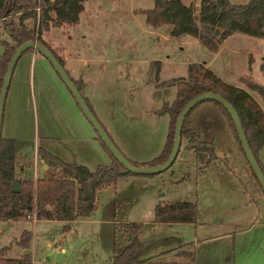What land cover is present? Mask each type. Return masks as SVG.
Returning <instances> with one entry per match:
<instances>
[{"label": "crops", "instance_id": "crops-1", "mask_svg": "<svg viewBox=\"0 0 264 264\" xmlns=\"http://www.w3.org/2000/svg\"><path fill=\"white\" fill-rule=\"evenodd\" d=\"M93 1L70 0L67 3L66 0H51L52 8L50 14L52 17L59 13L66 16L74 14L76 21L71 25L62 23L57 27L50 26L47 31L41 33L40 37L49 48L53 57L55 58L56 56L62 60L61 67L66 74L71 79L81 83V87L78 90L79 94L86 98L94 116L103 126L102 119L106 121L108 119L106 116L110 112L112 113L113 109L102 106L104 104L97 98L98 92L104 89L103 85L98 83V79L102 78L110 81L116 70H119L117 65L122 63L120 60L122 56L119 53H112L109 56L106 54V58L101 61V54L94 55V53L88 54L85 52L83 47L84 36L79 37L78 32L86 21V16L90 14L89 10H92L91 4L96 2ZM158 2L161 9L177 13L182 20L189 21L194 25L198 24V14L195 19H192L193 16L189 14L191 3L188 0H158ZM147 28L144 25V29L146 30ZM152 31L148 30L151 35H159L168 39L165 35L156 32L155 29ZM37 36L38 33L34 30L32 37L36 40ZM0 38L3 40L9 38L8 33L2 29V23L0 25ZM156 38L158 39V36ZM184 42L185 40H181L178 43ZM195 42L200 43L198 39L192 40V43ZM123 58H125L124 62L133 64L141 62L144 65L151 57L143 60L129 56ZM259 58L261 59V57ZM159 62L158 73L160 72L162 61ZM202 65L206 68V64ZM255 65L257 66L253 67L258 74V79H253L251 73L254 71L249 70L250 79L255 82H258V80L262 82V80L264 81V76L258 69V64L256 63ZM182 76H185V73ZM148 82L150 83L149 85L155 86L152 81ZM251 84L257 86V83L254 82H251ZM232 86L247 91L246 87L240 82ZM167 87V89L172 90L173 86ZM60 88L64 90L63 93ZM160 90L162 89H157V91ZM67 94L70 95L50 64L36 50L30 49L19 56L10 76L0 123V135L13 140L15 152L19 157L18 159L21 160L18 161L19 166L17 167V172L14 173L15 178L31 179L32 175H35V178L44 177L41 173L52 170L42 162L38 155L39 149L45 150L63 162L74 161L91 171L98 164H108L110 162V158L99 146L95 132L84 117L85 122L92 129L90 133L72 115H68V117L61 114V110H63L61 100L63 102V99H69ZM174 94L175 89L170 98H159V104L153 105L149 103L151 108H144V111L152 114L163 102L170 103L174 98ZM70 98H72L71 95ZM75 106L80 112V116H83L76 104ZM200 106L198 111L188 116L187 125L197 130L200 110H205L214 116H218L219 121L221 120L223 126H225L224 128H226L227 146L216 147L213 138L206 140L213 143L214 154V157L207 163V154L200 152L197 155L192 144L189 143L185 146V143H183L181 147H178L175 159L178 161L188 160L194 168L191 171L192 179L194 180L191 197L164 198L163 193L152 192L145 199L147 208L142 211L135 210V212L140 213L135 214L138 216H134L130 220L117 219L116 213L120 205L123 204L129 207L132 203L136 204L139 202L140 195L138 192L135 193L134 189H131L132 192L128 191V193L131 192L129 195H125V189L123 188L125 184H140L139 182L144 184L143 182L146 180H152L151 177H145L147 175H124L118 177L113 186L103 187L96 192L95 208L90 217L62 222V228L64 226L68 228L69 224L73 222L77 223L92 219L95 212L99 213L101 216L95 217L94 221L112 225L113 235L114 232H118L124 240L118 244L113 241L112 254L114 250L121 249L126 244L124 234L117 230V223H142V227L138 232L142 247V261L139 264H241L247 258V248L250 242L257 243V246L264 253V198L255 189L254 181L248 175L243 157L233 142L229 127L221 112L208 102L202 103ZM133 112V117L137 118L141 116L142 110H134ZM218 117H216L217 120ZM78 125L84 128L81 127L83 129L82 133L78 129ZM167 125L168 116L166 115L164 140L161 142L160 147H154L149 156H130L129 152L125 150L127 147L117 148L133 162L150 161L159 155L163 147L167 134ZM103 128L108 134L106 128L104 126ZM29 131L33 133L34 139L33 162H30V164L27 163L28 159L26 156L16 148L17 139L23 137ZM108 136L111 137L110 134ZM86 139L90 143L93 142L96 147L86 145ZM53 141H57L58 143L56 144H61L62 147H52ZM68 144H70L69 147L67 146ZM257 158L264 171V147L258 150ZM90 163H93L92 168H89ZM51 172L54 174V170ZM119 182H121L120 187ZM171 182L175 184L174 188L177 190L178 186L184 182V178L181 177L178 181L175 179ZM99 197H103V203H98ZM182 201L193 202L196 205L193 222L162 223L152 221V208L156 203Z\"/></svg>", "mask_w": 264, "mask_h": 264}, {"label": "rangeland", "instance_id": "rangeland-1", "mask_svg": "<svg viewBox=\"0 0 264 264\" xmlns=\"http://www.w3.org/2000/svg\"><path fill=\"white\" fill-rule=\"evenodd\" d=\"M154 1L94 0L93 2L95 3L91 4L92 10H89L90 14L86 16V21L78 32L79 37L84 36L83 47L86 53L101 54V61L106 58V54L109 56L112 53H119L122 56L120 59L122 63L119 65L115 64L119 70H116L110 81L102 78L98 79V83L103 85L104 89L98 92L97 98L104 104L102 106L113 109L112 113L110 112V115L106 116L108 119L104 121L101 118V122L108 134H110L115 146L127 147L124 149L129 152L130 156L143 157L151 155L154 147H160L161 142L164 140L166 115H156L154 112L152 114L146 113L144 108H151L149 103L153 105L159 104V98H170L174 92V87L169 90L167 86H154L156 87L154 88L149 85L148 81H152L155 85L154 79L152 76L150 77L148 71L149 63L152 59L162 61L157 77L159 82L182 76L188 63L198 62L199 64H206V68L224 83L235 85L240 82L243 84L251 95L246 92L264 113V81L259 82L258 80V82H255L250 79V72H248L249 70L254 71L253 66L256 67L257 65L255 64L257 63L258 69L264 76V69L261 70L259 68L260 62L264 58V37L232 33L225 40L220 41L218 49L212 52L201 43H192V40L196 39L190 35L168 37V25L166 24L158 26L155 31L165 35L168 39L159 35H151L148 30L152 31L154 29L145 24L144 16L139 12V9L152 8ZM188 1L191 3L189 14L193 16L192 19H195L198 14V0ZM228 1L231 4H243L248 0ZM11 19L15 21L16 15H12ZM1 23L2 20H0V25ZM144 25L148 27L146 30ZM157 36L158 39L156 38ZM181 40H185V42L179 44L178 42ZM5 41L10 42V38ZM0 50L1 54V47ZM125 56L141 60L151 58L143 65L141 62H135L134 64L124 62L125 58L123 57ZM251 77L258 79L257 72L251 73ZM251 82L257 83V86H254ZM158 88L162 90L157 91ZM61 91L63 93L64 90L61 89ZM63 102L61 100L63 107L61 114L65 116L72 115L90 133L92 129L85 122L83 116H80L81 114L70 95L69 99L65 98ZM200 105L202 104L196 106L189 115L198 111L201 107ZM140 109L142 110L141 116L133 117V111ZM216 117L218 116H214L208 111L200 110L197 127L199 132L198 140L206 141L213 138L216 147H226V128H224L223 122L219 121V117L218 120ZM223 118L225 119V117ZM226 123L229 127L227 121ZM78 126L82 133L83 126ZM229 131L233 142L238 147L230 127ZM33 140V133L29 131L16 141V148L26 156L29 164L33 162ZM56 143L58 142L53 141L52 147H62L61 144ZM86 145L96 147L93 142L90 143L87 139ZM67 146L69 147L70 144ZM126 158L128 159V157ZM18 161L21 160H16L14 173L17 172ZM92 164L90 163L89 168H92ZM245 165L248 175L254 181L246 162ZM192 169L194 168L188 160L178 161L175 159L163 171L145 176L151 177V181L146 180L143 182L144 184L141 182H139L140 184H125V187H123L125 195H129L132 192L131 189H134L135 193L138 192L140 195L139 202L136 204L132 203L129 207L121 203V207L119 206L117 209L116 218L130 220L134 216H138L135 214L140 213L135 212V210L142 211L147 208L145 199L152 192L163 193L164 198L191 197L194 182L191 174ZM51 171L53 169L44 172L45 174L41 173V175L52 177L54 174ZM24 174L26 175V173ZM181 177L184 178V182L176 190L174 188L175 184L171 181L175 179L178 181ZM31 179L34 180L35 175H32ZM255 189L260 193L256 185ZM128 191L131 192L128 193ZM103 202V197H99L98 203ZM132 205L133 207H131ZM99 216L101 215L95 212L92 219L70 223L66 229L62 228V221L0 218V249L6 247L4 256L7 258H19L28 254L31 264H110L109 257L113 241L118 244L124 240L118 232H114L113 235L112 225L94 221L95 217ZM23 230H27L30 233L28 248H25L27 250L25 253L24 248H20L16 244ZM247 249V258L241 264H264V253L257 246V243L250 242Z\"/></svg>", "mask_w": 264, "mask_h": 264}, {"label": "trees", "instance_id": "trees-1", "mask_svg": "<svg viewBox=\"0 0 264 264\" xmlns=\"http://www.w3.org/2000/svg\"><path fill=\"white\" fill-rule=\"evenodd\" d=\"M69 1L66 0L67 3ZM51 8V0H0L2 29L8 33L10 38V42L0 38V47L2 48L0 82L12 51L19 43L32 40L34 29L38 33L36 41L49 50L40 37L41 33L47 31L50 26L57 27L62 23L68 25L75 23L74 14L66 16L59 13L52 17ZM139 12L144 15L145 24L152 29L166 24L169 26V37H177L181 34L190 35L212 52L218 49L220 41L225 40L232 33L264 37V0H248L243 4H231L228 0H198L197 25L182 20L177 13L161 9L158 0L154 1L152 8ZM12 15H16L15 21L11 19ZM29 50L27 49L23 53ZM55 59L61 66L62 60L56 56ZM159 66L158 60L149 63V75L154 79L155 86H173L175 89L173 100L170 103L163 102L158 109L154 110L156 115L166 114L168 116L165 142L159 155L150 161L141 163L129 161L137 166H153L162 163L171 147L173 124L179 109L192 96L210 91L221 95L233 107L248 146L264 175L262 165L257 158L258 150L264 147V113L252 97L244 89L226 84L216 78L211 71L197 62L187 64L185 76L169 78L160 82L157 81ZM259 68L264 69V58L261 60ZM71 81L79 90L81 83L73 79ZM82 98L93 113L86 98ZM205 102L213 104L225 117L247 164L228 113L213 100L197 103L185 115L179 131L178 147H181L183 143L185 146L189 143L192 144L197 155L200 152L207 154L206 163L214 157L213 143L199 141L198 131L187 125L189 114L196 106ZM96 140L103 152L110 158L108 164H98L91 171L74 161L63 162L45 150L39 149V157L45 165L54 170V176L37 177L32 180L30 178H15V162L19 157L15 152L13 140L0 135V218L70 222L90 217L95 208V194L99 189L113 186L120 176L134 175L116 162L97 134ZM248 169L264 198L249 166ZM13 181L18 184L16 192L11 191ZM195 210L196 205L193 202H158L152 208V221L162 223L193 222ZM141 227L142 223L139 222L117 223V230L124 234L126 244L121 249L112 252L110 264H139L142 261V247L138 237ZM64 228L67 227L64 226ZM29 239V231L23 230L16 244L20 248H28ZM5 249L6 247L0 249V264H31L28 254L19 258H7L4 256Z\"/></svg>", "mask_w": 264, "mask_h": 264}, {"label": "water", "instance_id": "water-1", "mask_svg": "<svg viewBox=\"0 0 264 264\" xmlns=\"http://www.w3.org/2000/svg\"><path fill=\"white\" fill-rule=\"evenodd\" d=\"M27 49L36 50L42 57H44L47 60V62L50 64V66L52 67L56 75L59 77L61 82L66 87L67 91L70 93L75 104L81 111L83 117L90 124L93 131L97 134V137L104 144L105 148L110 152V154L112 155V157L116 160L118 164H120L126 171L134 175H152V174L159 173L163 171L164 169H166L172 163L173 159L175 158L177 154L178 144H179V131H180L185 115L189 112V110L194 105H196L199 102L206 101V100L216 101L228 113L229 118L234 127L237 140L240 144L244 157L247 161V164L250 167L252 173L254 174L264 194V175L248 146V143L246 141L245 135L243 133V130L240 125L236 112L234 111L233 107L221 95L215 92L208 91V92L196 94L192 96L190 99H188L179 109L175 117L173 129H172L171 147H170L169 153L167 157L165 158V160L162 163L153 165V166H137V165L132 164L115 146V144L112 142V140L106 133L103 126L100 124V122L97 120V118L94 116V114L90 111V109L84 102L76 86L73 84L69 76L63 70V68L59 65V63L56 61V59L53 57L50 51L45 46L38 43L34 39L19 43L12 51L8 59V62L5 66V69H4L2 78H1V82H0V123H1L5 95H6V91L8 88L12 70L19 56ZM17 188H18L17 182L13 181L11 183V191L16 192ZM26 251L27 250L24 249V253Z\"/></svg>", "mask_w": 264, "mask_h": 264}]
</instances>
